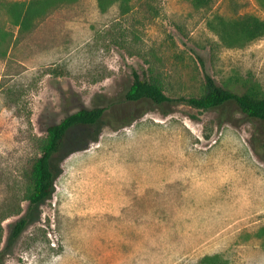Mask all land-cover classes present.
Returning a JSON list of instances; mask_svg holds the SVG:
<instances>
[{
    "label": "rangeland",
    "instance_id": "374dc122",
    "mask_svg": "<svg viewBox=\"0 0 264 264\" xmlns=\"http://www.w3.org/2000/svg\"><path fill=\"white\" fill-rule=\"evenodd\" d=\"M0 0V250L7 224L27 215L3 264H264V151L257 123L185 104L129 103L132 72L171 99L197 97L204 78L242 94L264 89V37L227 49L207 26L253 15L257 0H132L100 12L75 0L21 32ZM105 109L67 132L51 158L54 192L26 210V174L46 129L80 109ZM134 121L118 128L115 119ZM260 134L264 137V128Z\"/></svg>",
    "mask_w": 264,
    "mask_h": 264
},
{
    "label": "trees",
    "instance_id": "16d2710c",
    "mask_svg": "<svg viewBox=\"0 0 264 264\" xmlns=\"http://www.w3.org/2000/svg\"><path fill=\"white\" fill-rule=\"evenodd\" d=\"M75 0H28L11 2L5 9L11 20L21 32L32 30L35 23L47 16L51 11L73 3ZM132 0H96L100 12L104 13L114 5L118 6L121 15H127L132 10ZM194 10L210 9L213 0H189ZM258 5L264 9V0H257ZM208 29L215 34L224 48L237 49L246 46L264 37V20L253 15L239 16L235 19H225L213 15L207 23ZM133 81L124 95L129 103L150 102L157 106L163 115L165 108L185 104L201 111L218 112L219 125L224 123L234 124L236 113L247 120L257 123V135L253 134V144L264 151V137L260 130L264 128V89L258 85L243 83V93L232 91L229 87L217 84L210 76H205L202 93L197 97L169 98L162 85L156 80L141 78L132 72ZM105 109H80L64 118L60 123L51 125L46 129V135L40 147L39 156L33 161L26 174L28 184L23 202L26 210L43 204L54 192L55 175L50 167L51 158L59 151L67 132L76 126L95 125L104 115ZM134 121L132 114L115 119L118 128L130 125ZM28 223L27 215L19 217L16 221L7 224V237L4 247L0 250V264L6 254L8 241L17 238ZM258 237L264 238V227L258 232ZM197 264H228L219 254L204 256Z\"/></svg>",
    "mask_w": 264,
    "mask_h": 264
}]
</instances>
